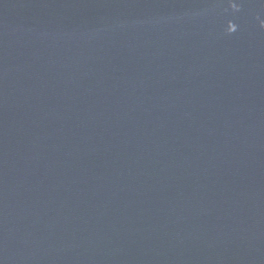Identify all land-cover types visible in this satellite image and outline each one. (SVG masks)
Listing matches in <instances>:
<instances>
[{"label":"water","instance_id":"obj_1","mask_svg":"<svg viewBox=\"0 0 264 264\" xmlns=\"http://www.w3.org/2000/svg\"><path fill=\"white\" fill-rule=\"evenodd\" d=\"M0 264H264V0H0Z\"/></svg>","mask_w":264,"mask_h":264}]
</instances>
